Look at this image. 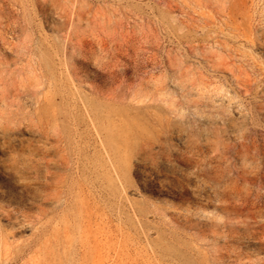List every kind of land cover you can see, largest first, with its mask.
<instances>
[{
	"label": "rangeland",
	"instance_id": "rangeland-1",
	"mask_svg": "<svg viewBox=\"0 0 264 264\" xmlns=\"http://www.w3.org/2000/svg\"><path fill=\"white\" fill-rule=\"evenodd\" d=\"M0 264H264V0H0Z\"/></svg>",
	"mask_w": 264,
	"mask_h": 264
}]
</instances>
